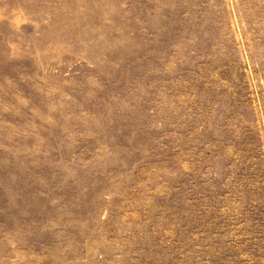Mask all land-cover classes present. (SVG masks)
<instances>
[{
    "label": "rangeland",
    "instance_id": "1",
    "mask_svg": "<svg viewBox=\"0 0 264 264\" xmlns=\"http://www.w3.org/2000/svg\"><path fill=\"white\" fill-rule=\"evenodd\" d=\"M0 264H264V0H0Z\"/></svg>",
    "mask_w": 264,
    "mask_h": 264
}]
</instances>
